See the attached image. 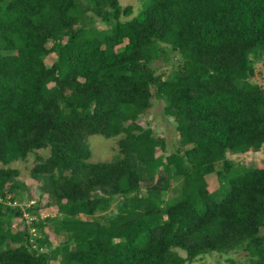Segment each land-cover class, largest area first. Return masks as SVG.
<instances>
[{
    "label": "trees",
    "instance_id": "trees-1",
    "mask_svg": "<svg viewBox=\"0 0 264 264\" xmlns=\"http://www.w3.org/2000/svg\"><path fill=\"white\" fill-rule=\"evenodd\" d=\"M140 6L0 0V264H264V166L229 157L264 144V0ZM153 99L171 149L138 122ZM30 154L35 202L11 166Z\"/></svg>",
    "mask_w": 264,
    "mask_h": 264
},
{
    "label": "rangeland",
    "instance_id": "rangeland-1",
    "mask_svg": "<svg viewBox=\"0 0 264 264\" xmlns=\"http://www.w3.org/2000/svg\"><path fill=\"white\" fill-rule=\"evenodd\" d=\"M142 0H119V3L122 6L131 5L133 7V13L131 16L135 15L138 9L141 7ZM52 60L51 56L46 58V62L50 63ZM257 75L253 78V81L259 82L264 86V66L261 62L256 64ZM138 122L141 124H149L155 132L163 136L167 143V148L171 149L176 142V132L174 126L169 117H166L163 114V104L158 99H153L152 106L147 110L144 115H141L138 119ZM88 144L91 150V160L92 161H106L112 158L113 154L116 152V138H104L100 135H91L88 139ZM161 150L157 149L156 154H160ZM229 157L239 160L245 163H253L258 166H264V144L261 149L258 151H249L244 154H229ZM33 164V155L30 154L25 160H18L11 164L12 167L19 169L20 173L18 175V180L22 181L26 185L25 191L23 193L30 198V202H35V199L38 195L37 191V180L35 181L29 175V169ZM147 180H157V175L150 176L147 175ZM208 187L210 190L214 189L217 186V182L214 174L207 176ZM55 207L47 206L45 207L40 216L44 217L48 214L55 213ZM19 222V219H15ZM15 223V222H14ZM47 235H49L50 229L45 228ZM264 232V227L262 228ZM52 236H50L51 238ZM243 253L239 252L235 255V258H238L243 261ZM56 264V263H52ZM190 264H228L226 258L221 259V256L215 253H206L198 257L195 261ZM242 264H246L245 261Z\"/></svg>",
    "mask_w": 264,
    "mask_h": 264
},
{
    "label": "built area",
    "instance_id": "built-area-1",
    "mask_svg": "<svg viewBox=\"0 0 264 264\" xmlns=\"http://www.w3.org/2000/svg\"><path fill=\"white\" fill-rule=\"evenodd\" d=\"M0 200H1V198H0ZM13 203H15V202H13ZM24 216H27L26 214H24Z\"/></svg>",
    "mask_w": 264,
    "mask_h": 264
}]
</instances>
